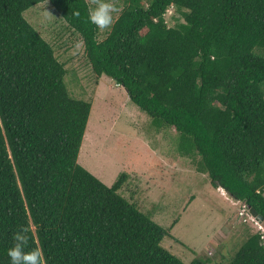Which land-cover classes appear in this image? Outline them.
<instances>
[{"label": "trees", "instance_id": "16d2710c", "mask_svg": "<svg viewBox=\"0 0 264 264\" xmlns=\"http://www.w3.org/2000/svg\"><path fill=\"white\" fill-rule=\"evenodd\" d=\"M43 2L97 78L173 128L179 154L264 219V0H124L103 40L87 0H0V264L21 227L48 264H185L162 246L172 227L119 194L125 173L107 186L78 163L91 102L68 95L65 64L23 17ZM223 264H264L262 234Z\"/></svg>", "mask_w": 264, "mask_h": 264}, {"label": "rangeland", "instance_id": "374dc122", "mask_svg": "<svg viewBox=\"0 0 264 264\" xmlns=\"http://www.w3.org/2000/svg\"><path fill=\"white\" fill-rule=\"evenodd\" d=\"M87 1L96 6L97 0ZM113 2L115 20L125 3ZM23 17L65 64L68 95L91 102L78 163L107 186L125 173L119 194L164 229L172 227L170 237L162 241L165 249L185 264L204 255L223 264L250 234L259 232L264 238V223L256 222L224 190L214 189L197 169V159L179 154L173 128H159L122 86L105 75H94L79 35L65 28L47 2L30 7ZM174 17L178 15L169 7L165 13L169 26ZM110 29H99L98 39L103 40Z\"/></svg>", "mask_w": 264, "mask_h": 264}, {"label": "clouds", "instance_id": "9594fccd", "mask_svg": "<svg viewBox=\"0 0 264 264\" xmlns=\"http://www.w3.org/2000/svg\"><path fill=\"white\" fill-rule=\"evenodd\" d=\"M115 9L116 5L113 0H97L96 6L88 13V19L100 30L110 29L114 23L113 12ZM74 15H79V12L76 11ZM243 206L245 210H248L245 205ZM247 214L249 213L247 212ZM30 240L29 229L25 227H21L13 233L12 244L6 249L9 264H48V258L43 248L30 246Z\"/></svg>", "mask_w": 264, "mask_h": 264}, {"label": "water", "instance_id": "95a60500", "mask_svg": "<svg viewBox=\"0 0 264 264\" xmlns=\"http://www.w3.org/2000/svg\"><path fill=\"white\" fill-rule=\"evenodd\" d=\"M248 213H250L251 217H253L256 220V222L264 223V219L261 216H258L254 209H252V208L248 209Z\"/></svg>", "mask_w": 264, "mask_h": 264}, {"label": "bare ground", "instance_id": "6f19581e", "mask_svg": "<svg viewBox=\"0 0 264 264\" xmlns=\"http://www.w3.org/2000/svg\"><path fill=\"white\" fill-rule=\"evenodd\" d=\"M96 124V123H95Z\"/></svg>", "mask_w": 264, "mask_h": 264}]
</instances>
